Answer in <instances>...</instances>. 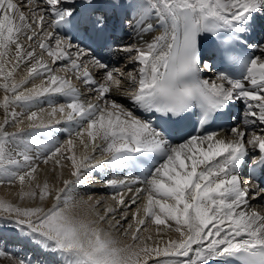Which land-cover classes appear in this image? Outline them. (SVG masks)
Listing matches in <instances>:
<instances>
[{
    "label": "snow or ice",
    "instance_id": "obj_1",
    "mask_svg": "<svg viewBox=\"0 0 264 264\" xmlns=\"http://www.w3.org/2000/svg\"><path fill=\"white\" fill-rule=\"evenodd\" d=\"M157 28L144 46L116 36L143 40ZM124 57L135 72L113 66ZM21 65L27 75L18 82ZM0 89V184H18L21 200L41 202L0 199V212L52 258L48 264H264V214L249 203L264 193V135L245 130L264 125V0H0ZM42 97L51 105L47 122L44 109L14 110ZM237 102L245 127L228 129L231 138L209 132L222 118L236 119ZM62 120L63 143L23 137L25 121L53 133ZM10 123L19 131L8 132ZM41 163L60 169V186L40 182ZM65 167L74 179L63 178ZM97 169L112 195L77 200L75 186L89 184ZM123 169L138 175L119 178ZM242 173L257 181L255 192ZM9 257L0 248V258Z\"/></svg>",
    "mask_w": 264,
    "mask_h": 264
},
{
    "label": "bare ground",
    "instance_id": "obj_2",
    "mask_svg": "<svg viewBox=\"0 0 264 264\" xmlns=\"http://www.w3.org/2000/svg\"><path fill=\"white\" fill-rule=\"evenodd\" d=\"M18 2V0H17ZM24 10H25V14L28 15V8L30 6L28 5H23ZM156 36V34H145L144 35V39L141 40L139 39V37L132 39V43L135 41L134 46H144V42L145 41H149ZM25 43V45L27 46L26 41H22ZM131 42V40H130ZM130 44V43H129ZM37 51L39 52L40 50L37 49ZM257 55H259V53H257ZM45 60H48L49 58L45 55ZM125 66L123 67V71H127L128 72H132V70L130 69L131 67L134 68V66L130 63L131 60L127 57L125 59ZM62 62H57V64L55 65H50L53 68H59L61 66ZM121 62L117 63L116 65H120ZM90 71H93L92 69H90ZM61 75H63L64 73H59ZM27 75V68L24 67L23 65H21L20 69H18V71L15 73V78L16 80L19 82L21 79H23V77ZM207 77H209V74H207ZM99 79V78H97ZM73 83L76 82L77 85H80L78 89H80L81 93H83L82 98L84 99H92L91 95H89L87 93V91L85 90L84 86L82 85V83L80 81L77 82V80H75V78L73 77ZM41 81L39 79L36 80H32L29 83H27L26 85H24L25 88H29V87H33L34 85L40 84ZM4 95V92L2 89H0V99H2ZM119 102L121 103H125L127 106V102L122 98V97H118ZM57 104L59 103H65L66 100L63 97H59L56 99L55 101ZM41 109H44L45 111L43 113H40L41 116L43 117L44 121L47 122L50 117L48 116V112L51 111V105L48 103L47 98H40L39 101H36L33 103V106L31 108H26L24 107L22 104H18L14 106V110L17 113H27L28 111H36V112H40ZM10 118V117H9ZM59 118V117H57ZM4 119V111L3 109H0V121H3ZM241 119L238 123H236L234 126H240L241 128H244L245 126L243 125ZM54 123V121H53ZM28 122L25 121V123L23 125H21V127L24 129V133H23V137L24 139L28 140H34L39 144H44V145H48L50 142L52 144H56V143H63L64 141H66L67 139H69V132L67 131L68 129V125L67 123H65L63 120L61 121L60 124L55 125V132L53 133H48L45 130H33L28 128L27 126ZM252 128L248 129L246 128V135L247 136H251L252 133H255L257 135H259V132L257 131L258 129H260V132L263 133L262 135H264V125H260L259 123L254 124V125H250ZM6 130L8 132H16L19 131V129L14 125V124H9L6 128ZM75 129H73L74 131ZM72 131V136L71 138L73 140L76 141L77 143V154H79L80 152V147H79V141L75 136V133ZM222 135V134H221ZM222 136H228L230 137L229 132L224 133V135ZM98 143V142H97ZM250 147V146H249ZM34 152L38 151L35 147L33 149ZM89 153H91V145L89 146L88 149ZM96 158H100V153L99 151H97V153L95 154ZM52 165L51 163H49V165H44L43 163L40 164V170L38 171V179L40 180L41 183H43L44 180H48L49 184H57V186H60L59 181L54 179L55 175H58L60 172V169L57 168V173L53 174L51 171ZM107 174L110 176L111 170H108ZM102 173L100 172V170H96L94 171L89 180L90 183L86 184V185H76L75 186V190L72 193V195L77 199H81L84 198L86 199L87 196L91 195L94 196L96 198H100V197H110L112 195V189L110 188H105V187H101V180H102ZM116 175L119 178H131V174L129 172L128 169H123V170H117L116 171ZM63 178L64 179H74L73 177H71L70 175V168L65 167L63 169ZM136 187H142V185H133V188ZM27 191V188L25 189ZM38 191V190H37ZM254 192V191H253ZM0 199L5 200L7 202L10 203H14L17 204L21 207H25V206H40L41 202L39 201V198L37 197L36 200H31L28 198H25L24 200H21L19 198V185H9L7 183L4 184H0ZM141 199H143V197H141ZM251 208L255 209L256 211L264 214V207L261 205L262 203H264V195L261 194L259 196H257L256 199H252L249 201ZM44 207H50L51 206V202L50 201H45L43 202ZM136 208V205L132 206V210L134 211ZM80 213H83L86 211V209H78L77 210ZM0 217L4 218V219H8L6 218V214L0 212ZM9 220V219H8ZM7 222V220H6ZM105 227H107L105 225ZM155 227L154 225H149V230L153 233V235L155 236ZM161 228H163L164 226H160ZM0 235H2V241L0 242V248L5 249L9 254L10 257L9 258H0V264L4 262V264H14V261L17 259H24V260H30L31 264H48V262L51 261V257L43 252L36 244L32 243L28 238H26L25 236H23L20 232H14L13 230H10L7 228L3 229L2 231H0ZM146 235V234H145ZM176 233L174 232H168V236H171L172 238H176ZM1 237V236H0ZM168 237L166 236L165 239H167ZM124 239V238H122ZM15 242L17 243V245L19 244L21 247V249L18 251H20L22 254L18 255L15 252V248L16 246H12L11 244H7V242ZM124 242H128L127 239L124 240ZM10 243V242H9ZM18 248V247H17ZM14 254V255H12ZM11 259V260H10ZM163 259V258H160Z\"/></svg>",
    "mask_w": 264,
    "mask_h": 264
},
{
    "label": "rangeland",
    "instance_id": "obj_3",
    "mask_svg": "<svg viewBox=\"0 0 264 264\" xmlns=\"http://www.w3.org/2000/svg\"><path fill=\"white\" fill-rule=\"evenodd\" d=\"M29 88H32V87H29ZM257 131L259 132V135L263 134V133L260 132V129H258ZM73 132L75 133V130ZM6 220H7V222H6ZM7 227H8V229L13 230L14 232H17V233L20 232L21 233L20 229L11 220L4 219V218L0 217V231H2L3 229H5ZM0 236H1L0 237V242H1L2 241L1 240L2 239V235H0ZM9 242H7V244H11L13 247L16 246V248L14 247L15 248V252L18 255H21L22 253L20 251H18V249L20 250L22 246H20L19 244L17 245V243H15V242H11V241H9ZM1 264H4V262L1 263ZM8 264H10V263H8Z\"/></svg>",
    "mask_w": 264,
    "mask_h": 264
}]
</instances>
